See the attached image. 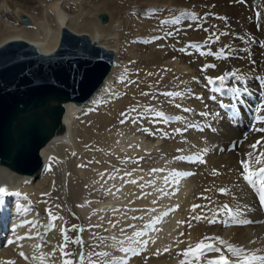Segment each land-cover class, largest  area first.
Returning a JSON list of instances; mask_svg holds the SVG:
<instances>
[{
	"label": "bare ground",
	"instance_id": "6f19581e",
	"mask_svg": "<svg viewBox=\"0 0 264 264\" xmlns=\"http://www.w3.org/2000/svg\"><path fill=\"white\" fill-rule=\"evenodd\" d=\"M20 1H23L24 3L17 4L18 6L15 10V18L19 20V24L15 25L0 21V23L5 26V32H8L0 38V45L10 39H25L36 44L42 52L50 53L53 52L59 44L61 29L63 27H68L74 32L89 34L91 39L98 44L109 50H113L116 54V61L112 72L105 79L101 88L97 90L96 94L89 101L83 106H78L74 102H68L65 104V114L62 119L64 131L54 136L41 148L40 155L42 157V162L44 163L41 170H38V172L33 175L21 174L10 169L6 165H0V187L7 188L10 193V195L0 196V203L12 200L14 197L26 200L25 202L20 200L21 203L19 207L21 208V214L17 216L19 225L16 227L8 228V224L7 227H5L3 221L6 220V216L0 212V264L7 261H14L15 264H31L20 258L19 254L21 256V252H24L25 250L30 252L34 251L32 250L35 247L33 239L34 232L42 225L38 222H26V219L24 218L25 215L23 214V211L26 208L32 210V213H36V207L40 206L45 199L49 202V199L51 198L56 200V203L58 202L59 205H62L61 210H66L69 213L73 211L83 214L92 210L99 221V219L104 218L108 212L114 211V218L117 219L119 213H115V211L119 209L118 205L121 203L122 189L126 188L127 191L129 190L130 192L133 189L135 191L137 190L138 181H136L134 177H128L129 181L126 182L125 185H121V189L115 191L117 192V195L111 191L110 193H107V195L101 196L99 190L97 191L98 193L93 195V205H83L82 200L85 193L82 179L83 176L81 177L83 174L79 167L72 164L70 157L72 156L70 154L76 149H80V147H77V140L80 136L85 137L88 125L87 122L90 120H92L97 126L96 135L100 141L106 142L111 147H115L116 150L123 147V145H120L121 140L125 138L123 131L117 130V118L112 112L108 111L112 105L109 104L110 107L106 109L104 108V111L100 110L96 113H92L91 118L87 117L81 119L79 116L82 109L88 106V104L90 105L95 102L100 103L102 102L101 98L111 95L112 80L115 78L114 74L117 71L118 64L121 63V61L122 64H127V61L132 58H135L134 65H146L152 69L161 68L162 70H165V73L167 72L168 76L164 78V82L175 87L173 93H178L179 87L182 88L179 80L186 79L189 82L187 83L188 86L187 89H185L184 94V96L186 95V98H182L181 104L186 101L185 103H188V106L191 108H189L190 111L182 110V107L185 106L184 104L179 105L177 110H166L167 114L165 115V118L171 117L175 111H177V114H181L183 118L176 122L167 121V123H164V127H162L169 132L171 139H176V137L172 135L176 134L174 128H176V125H183V119L188 118L191 122L188 128L189 132L182 134L183 137H185L184 142L187 146L180 152L182 154L186 151L190 154L187 159L184 157L183 159L180 156V152L174 151L173 147L176 144L171 143L170 138L165 141L163 145L164 149L160 152H154V147H157L161 140L159 137H152L154 136V133L147 130L157 129V127L153 124L147 126V122L139 124L137 121L133 123L138 130L137 133L143 135L148 134L147 137L150 139H146L151 141L148 142L142 137V150H139L138 147H129L126 142V157L130 156L131 158L134 154L138 156L141 154V163L139 164L138 169L147 168L153 170L163 156L178 154L181 160L180 162L182 163V160L183 162L185 160L187 163L185 164L187 166L189 165V167H182L185 173H192L191 175H188L190 178V186L194 188L196 205H199L200 207L195 209L193 216L188 219V221L190 220V223L187 222L185 231L180 235H178L175 230L176 221L180 218V213L178 211L173 212L167 209L163 210L164 212L160 219L161 222L157 223L155 222L157 219L153 217L156 212L151 210L149 220H155L154 230L150 231L146 229L144 234H142L141 239L130 237L132 243H129L126 247L119 242L118 239L121 237L118 236V233L115 234L113 230L108 229V232H110V241L108 244L111 248L118 249L116 252L114 251V253H112V256L120 260L121 264L125 260L127 261V264H175L178 260L177 257H180L179 255L183 258L181 260L185 259L182 252L190 246L194 247L201 241V238H207L210 234H218L219 238L226 241V244H221L220 242L214 243L219 244L223 250L220 252H206L200 261H194L193 264H208L209 260H217L221 255L227 257L230 264L242 261L245 255H264V206H261L258 194L256 192L252 193L244 182L242 177L243 169L240 164L241 160L249 159L247 154L252 152V169L256 170L260 167H264V164H257L256 162V156L259 155L260 152H264V143L259 145L257 150H253L250 147L252 144L256 143L257 140H264V132L255 130L257 128H264V120H253L255 115H261L264 117V63L256 67V69L253 67V70L250 73L252 74L250 80H248V76H246L249 74H246L245 72L237 73L231 71L230 73H227L226 71V73L224 72L223 74V76H226V79L223 82L216 79L222 76L219 75V73L212 76V80L217 83L218 87L222 88V85L224 86L222 90H225L226 93L225 95H220L217 91L211 89L214 82L209 83L208 79V82L205 83L201 80L202 66L200 65V56L194 54V51L191 52L193 49L188 50L186 45L181 41L182 39H185L183 35L186 34V30L183 26L190 23V15L188 13H179L175 18L173 17V20H170L171 22H167L166 20L164 21L167 23L161 22L160 30H164L166 36L161 35L159 38L157 37V40H154V38L152 39L151 37L149 38L150 40L148 43L145 44L138 42L136 34V28L138 25H134L133 23L129 25V33L126 34V37L128 38H125V43L123 44L124 48L129 51L130 56H128L126 60H120L121 51L123 50L121 47L123 44H121L119 40L118 32L120 31L121 24L118 20H115L109 12L108 20L106 22H102L99 19V15L104 11V7L102 6L104 1L99 3H87L89 4V9L85 11L80 10L77 15L69 13L66 9L69 10L70 8L74 9L76 7L79 9V4L82 3L80 0ZM142 1L153 2L154 7H161L172 3L178 4L179 0ZM4 2L1 7L3 6L2 9L7 10V6L3 5ZM180 3L184 2L181 1ZM240 5V0H230L224 5L225 12H227L226 14L233 17V20L231 19L232 25H234L239 31L250 28L253 33L260 36L263 40L262 43L264 44V8L262 7L263 14L261 17H257L259 14L254 17L251 14L247 15V12L244 14L240 13L242 9H240ZM259 5L260 4H258V6ZM12 14L14 13L12 12ZM23 14H26L29 17L30 22L28 24L22 21L21 16ZM257 29H259V31ZM148 35L150 36V34ZM129 37H134L135 40ZM127 40H131V42L129 43ZM193 44L201 46V42L199 41L194 42ZM253 47L256 54L262 49L257 44ZM244 56L245 54L241 56L242 59ZM243 60L245 61V59ZM130 65L131 64L128 66ZM130 68L131 67H129L128 70ZM181 82H183V80ZM115 90L118 89L116 88ZM182 90L183 88L181 89V92ZM113 93H115V91ZM213 94L215 95V98L213 97ZM107 99H110V97ZM221 100L233 104L230 112L223 109V102H221ZM165 104L169 105L168 101ZM161 122H163V120H161ZM76 162H78V160ZM127 163H129L131 167L132 163L130 161L125 162V164ZM122 164H124V162L121 159L120 161L118 160V169L126 171L124 168H120ZM180 178L181 180L184 179L182 177ZM109 188L111 189V187ZM220 189H227V194H222ZM179 190H181V188ZM15 193H20V195H15ZM18 203L19 202H17V205ZM43 203L45 204V202ZM56 203L54 202V204ZM224 205L230 206L234 212L239 209V214L236 216V220L247 219L253 221V223H237L236 220H233L232 216L227 213L226 209H224ZM95 208L99 211H94ZM45 218L46 216L44 217V220ZM211 220H216L217 222L210 223ZM103 221L104 220H101L100 222L103 223ZM225 221L227 223H224ZM101 225L104 226L105 223ZM160 225L162 228H160ZM155 234L156 236L158 235L157 237L159 238H157ZM55 235L56 233H51L49 242L56 247L58 244L57 241L54 240L56 237ZM159 239H161V242ZM100 240L107 241L108 239ZM204 240L206 239H203V241ZM145 243L150 244V251H142L140 258L135 259V261H133L134 263H131L136 256H134V251L139 249L141 244ZM210 244L214 245L213 243ZM227 244L243 249V255L241 257L234 256L233 253L228 251ZM17 252L19 254H17ZM147 253H150V255L148 254V257H146ZM34 260L35 261L32 264H40L38 254L34 256ZM252 264H260V262H252Z\"/></svg>",
	"mask_w": 264,
	"mask_h": 264
},
{
	"label": "rangeland",
	"instance_id": "374dc122",
	"mask_svg": "<svg viewBox=\"0 0 264 264\" xmlns=\"http://www.w3.org/2000/svg\"><path fill=\"white\" fill-rule=\"evenodd\" d=\"M102 1H104L102 5L104 7V9L102 8L104 11L102 13L106 11L107 13H111L113 18L115 20H118V22L121 24L119 29L120 31L118 32L121 44L125 43V38H128L126 37V34L129 33V25H131L132 23L134 25H138L139 27L136 28L138 42L145 44L148 43V41L146 40V38L149 37L148 34H150V36L153 35L154 40H157L161 35L166 36L165 31L160 30L161 22L167 23L170 20H173L175 16H177L181 12H185L188 14L192 12L191 15H194V17H190V23L186 26H183V28L186 30V34L183 35L185 39H182L181 41L186 45V48L188 50L193 49L191 50V52L194 51V54H198L200 56V65L202 66L201 80L205 83L208 82V79L212 76H215L218 73L219 75H223L224 72L226 73V71L227 73H230L231 71L237 73L245 72L246 74H249L246 76H248L247 78L248 80H250L252 78V74L250 73L252 72L253 67L254 69H256V67L264 63V46H262L264 44L262 43L263 40L260 38V36L253 33L250 28L242 31L237 30L235 26L232 25L233 17L226 14L227 12H225L224 5L230 0H179L178 4L172 3L161 7H154L153 2H143L142 0H80V2L82 3L79 4V9L77 7L74 9L68 7L71 10H66L69 13H74L77 15L79 14L80 10L85 11L89 9V4L87 3H99ZM181 1H183L184 3H180ZM3 2L4 0H0V21L15 25L19 24V20L15 18V10L18 6L17 4H23L24 2L20 0H5L3 5L7 6V10L2 9L3 6L1 7V5ZM240 3V9L242 8L240 13L244 14L245 12H247V15L251 14L254 17L257 16V14H259L257 17H261V15L263 14L264 10L262 11V9L264 8V0H240ZM258 4L260 5L258 6ZM149 8L152 9L149 16H147L145 12H147ZM12 12L15 15L12 14ZM193 12H195L196 15ZM164 20H166L167 22ZM4 29L5 26L0 23V38L8 33L5 32ZM257 30L259 31V29ZM129 38H133L135 40L134 37ZM198 41L202 42L201 46H196L193 44L194 42ZM127 42L130 43L131 40H127ZM255 44L259 45L262 48L257 54L255 53L253 47ZM121 48L123 50L121 51V56L119 59L126 60L128 56H130L129 51L124 48V44ZM243 54H245V56L243 57L245 61L241 57L243 56ZM134 61L135 58L128 60L127 64H122L121 61L122 65H120L119 69L123 70V68H125V70L122 71V77L121 79H119V83L117 82L116 85H114L115 87L112 88L113 92L115 91V93L111 91V95H108L106 98H104V102H100L97 106H89L88 104L90 109L87 115H84L85 117H83L91 118L92 113H96L100 110L104 111L106 108L112 105L113 107L111 106L109 108L110 110L108 109V111L112 112V114L117 118V130L123 131V135L125 136V138L122 139L123 142L122 140L120 142V145H123V147L116 150L115 147H111L106 142L100 141L96 135L97 126L92 120L89 119L90 121L87 122L88 125L85 137L80 136L77 140V147H80V149H76L78 152L75 150L76 152L74 151L72 154H70L72 155L70 156L71 162L74 166L76 165V167H79L82 171L83 175H81V177L83 176L82 179L85 188L83 200L90 199V203H85V205L87 206L94 204L93 195L97 193L96 188L98 189V191L105 190L107 191V193H110L112 191L117 195V192L115 191L121 189V187L129 181L128 177H134L136 181H138V188L136 191L133 189L130 192L129 190L127 191L126 188V190L122 189V192L125 193H122L121 203H119L118 205L119 209L115 211V213H119L117 219L114 218V211L108 212V214L105 215L104 218L99 219V222L101 220H104L103 223L107 224V228L109 230H113L115 234L122 233V236L125 235V232L127 231L130 232L129 237L141 239L142 237L139 238L140 234L139 236L135 234L134 227H132L134 231L133 232L131 231L132 229L126 227L129 225L125 224V222L132 223L134 221V218L144 217L147 213H149L148 217L150 218L151 210L156 212L154 213L153 217L157 219V222H161L160 219L164 212L163 210L167 209L173 212L178 211L180 213V218H178V220L176 221L175 226L177 234L180 235L185 231L187 222L190 221H188V219L191 218L195 213V211H193V206L196 205L195 191L194 188L190 186L189 176L184 175L185 172L183 170L184 166L189 167V165H186L187 163L185 162V160L184 162L182 160V165L179 155L176 154L163 156L159 160L157 166L153 168V170H149L147 168L138 169L139 164L141 163L142 155L139 154L140 156H138L134 154L135 156L133 155L131 156V158L130 156L126 157L125 144L128 143L129 147H138L139 150H142V139L144 138L148 142L151 140L146 139L149 138L147 137L148 134L143 135L141 133H137L138 130L133 123L137 121L139 122V124H141L142 122H147V126L153 124L157 127V129H148L147 131L154 133V136L152 137L156 136L161 140V142H159L160 144L158 143L157 147H154V152H160L162 149H164L163 145L165 141L170 138V136L169 132L163 129L164 123L167 122H161V120L163 119L160 118V111L177 110V105L183 104L185 106L182 107V110L189 109L190 106H188V103H185L186 101L181 104L182 98H186V95L184 96V94L185 89H187L188 86L187 83L189 82L186 79L179 80V83L183 88V93L181 92L182 88L179 87V95H167V93H173L175 89V87H172L171 84L164 82V78L168 76L167 72L165 73V70H162L161 68L152 69L146 65H134ZM129 64L131 65L128 66ZM211 65H214V67H210ZM129 67H131L132 69L130 68L128 70ZM182 80L183 82H181ZM116 88L118 90H115ZM109 97L110 99H107ZM167 101L169 105L165 104ZM183 121V125L179 124L176 125V128H174L176 134L172 135L175 136L176 139L170 138L171 143L176 144L173 147L175 152L183 151L184 147L187 146V144L184 142L185 137H183L182 134H186L187 132H189L188 128L191 122L188 118H184ZM186 153V151H184L182 154L180 152V156L182 158H185ZM120 159L124 162V164H122L120 168H124V170L126 171L118 169L119 166L117 165V162L118 160L120 161ZM77 160L78 162H76ZM127 161H130L132 163L131 167L129 163H127L128 165L125 164V162ZM113 165H116L114 167L118 166L116 169H114V171L111 170L113 167L110 168ZM160 166H163L164 168H160ZM105 167L110 168L109 170H107V172L109 173V178L104 175ZM175 168H179L177 169V171H180L176 173ZM120 174H124L126 178H120ZM180 177L184 179L181 180ZM150 180L153 182V184L150 183ZM109 187H111V189ZM180 188L181 190H179ZM43 202H45V204ZM54 202L56 203V200L51 198L49 199V202H47L46 199L45 201H42V204L40 205V210L43 212L41 218L43 222H46V220H48L47 217L53 216L54 218L59 215V217H61L60 220H62L61 224L63 225L64 231L66 232L68 238L65 239L64 233V236H60L62 240L57 239L58 234L57 230L55 229L56 232L54 233H56V237L54 240H58L57 242L59 245H61V249L54 250L56 249L55 245H51L49 240H46L47 232L43 231L40 234H36L34 237L37 242V248L34 247L32 249L34 251L31 252L27 250L21 252L24 254L23 256H20V254L17 252V254H19V257L22 258L25 262L32 264L35 261L34 256L38 254L39 260L42 258L40 260V264L42 262L44 264H64L65 259H71L73 261L76 250L78 249V247H81L83 245V256L85 258L83 264H92L93 261H95L96 264H101L100 255H98L101 245L98 242H95V239H97V234L93 232V230L96 228H94L93 226V228L89 227V225L93 223V219H98L97 217H95L96 214H94L91 210L88 213L93 217V219L91 217L90 220L85 221L83 216H81L79 213L73 211H70L71 213H69L66 210H61L62 205H59L58 202L54 204ZM50 209H53L54 212H47ZM94 211L99 210L95 208ZM88 213L83 214L88 215ZM45 216L46 218L44 220ZM59 217H57V219ZM149 218L147 219L145 225L148 224ZM140 220L141 219H138L136 222H134V224H137ZM109 222H113L114 225L108 224ZM101 224L102 223L100 222V228H102ZM145 230L146 228L141 231V236L142 234H144ZM210 235L207 238L211 237L213 240L208 239V241L206 238H203L207 240H204L206 243L210 242L214 244L216 242H220L219 240L215 239L216 237H218V234H214L212 236ZM122 236L119 237L122 238ZM203 239L201 238V241ZM77 240H82L83 243H76L75 241ZM65 253L68 254L66 255ZM149 255L147 254L146 257H148ZM61 256L63 260L61 259ZM179 256L180 257H177L178 260L175 264H180L179 262H181V259H183L181 255Z\"/></svg>",
	"mask_w": 264,
	"mask_h": 264
},
{
	"label": "water",
	"instance_id": "95a60500",
	"mask_svg": "<svg viewBox=\"0 0 264 264\" xmlns=\"http://www.w3.org/2000/svg\"><path fill=\"white\" fill-rule=\"evenodd\" d=\"M22 20L30 19L23 14ZM102 22L108 13L99 15ZM115 52L63 27L53 52L25 39L0 45V165L21 174L44 166L41 148L64 131L65 104H85L112 72Z\"/></svg>",
	"mask_w": 264,
	"mask_h": 264
},
{
	"label": "snow or ice",
	"instance_id": "6c2138e0",
	"mask_svg": "<svg viewBox=\"0 0 264 264\" xmlns=\"http://www.w3.org/2000/svg\"><path fill=\"white\" fill-rule=\"evenodd\" d=\"M210 67H214V65H211ZM216 79H218L220 82H223L226 79V76L222 75ZM213 82L214 81L212 80V78H209V83H213ZM167 95H179V93H167ZM177 106L179 107V105ZM185 111H190V109H185ZM261 120H264V117H261ZM255 130L259 132H264V128H257ZM262 143H264V140H257L256 143L252 144L250 147L253 150H257L259 145H261ZM247 156L249 157V159L240 161L241 167L243 169L242 177L244 181H246L247 184L258 194L260 204L261 206H264V167H260L256 170H253L251 165V157L253 156V153L249 152ZM256 162L257 164H264V152H260L259 155L256 156ZM191 174L192 173H184V175H191ZM220 191L222 194H227L228 190L220 189ZM6 195H10L7 188L0 187V196H6ZM15 195H20V193H15ZM197 207L200 206L199 205L193 206V211H195ZM223 207L224 209H226L227 213L230 216H232L233 220H236V216L239 214V209L235 210L234 212V210L228 205H224ZM216 222H217L216 220L210 221V223H216ZM236 222L239 224L253 223V221L247 219L236 220ZM224 223L227 222L225 221ZM67 238L68 237L65 232V239ZM206 239H211V238H206ZM215 239L219 240L221 244H226V242L219 237H216ZM75 242L80 244L83 243L82 240H77ZM227 249L229 252L233 253V255L236 257H241L244 253L243 249L237 248L236 246L231 244H227ZM209 251L220 252L221 250L210 243H205L202 240L194 247L190 246L182 253L185 259L181 260L180 264H193L194 261H200L201 258L205 255V253ZM21 255L23 256L24 254L21 253ZM98 255L107 257L108 253L105 252V253H100ZM84 259H85L84 256L81 255L80 257L81 264H83ZM252 262H260V264H264V255H257V254H252L251 256L245 255L242 261L234 262V264H252ZM3 264H15V262L7 261V262H3ZM64 264H73V261L71 259H68L64 261ZM92 264H96V262L93 261ZM122 264H127V261L126 260L123 261ZM208 264H230V261L227 257L221 255L217 260H209Z\"/></svg>",
	"mask_w": 264,
	"mask_h": 264
}]
</instances>
